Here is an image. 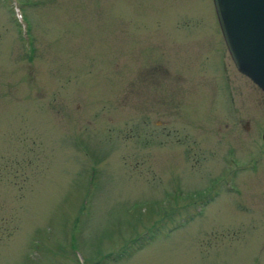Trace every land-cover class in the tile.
I'll use <instances>...</instances> for the list:
<instances>
[{
    "label": "rangeland",
    "instance_id": "rangeland-1",
    "mask_svg": "<svg viewBox=\"0 0 264 264\" xmlns=\"http://www.w3.org/2000/svg\"><path fill=\"white\" fill-rule=\"evenodd\" d=\"M18 1L0 264H264V91L213 0Z\"/></svg>",
    "mask_w": 264,
    "mask_h": 264
},
{
    "label": "water",
    "instance_id": "water-1",
    "mask_svg": "<svg viewBox=\"0 0 264 264\" xmlns=\"http://www.w3.org/2000/svg\"><path fill=\"white\" fill-rule=\"evenodd\" d=\"M229 52L264 90V0H213Z\"/></svg>",
    "mask_w": 264,
    "mask_h": 264
},
{
    "label": "trees",
    "instance_id": "trees-1",
    "mask_svg": "<svg viewBox=\"0 0 264 264\" xmlns=\"http://www.w3.org/2000/svg\"><path fill=\"white\" fill-rule=\"evenodd\" d=\"M71 247V246H70ZM49 248H50V246H48V245H46V251H48L49 250ZM87 259V258H86ZM86 260H85V258H84V260H83V262L82 263H84Z\"/></svg>",
    "mask_w": 264,
    "mask_h": 264
}]
</instances>
